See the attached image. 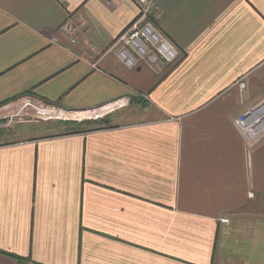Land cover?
<instances>
[{"label": "crops", "instance_id": "1", "mask_svg": "<svg viewBox=\"0 0 264 264\" xmlns=\"http://www.w3.org/2000/svg\"><path fill=\"white\" fill-rule=\"evenodd\" d=\"M137 16L0 0V105L114 111L83 133L0 131V264H264V141L234 127L264 98V0H159L177 60L127 69L110 48Z\"/></svg>", "mask_w": 264, "mask_h": 264}, {"label": "built area", "instance_id": "2", "mask_svg": "<svg viewBox=\"0 0 264 264\" xmlns=\"http://www.w3.org/2000/svg\"><path fill=\"white\" fill-rule=\"evenodd\" d=\"M132 1L137 6L138 16L129 28L116 38L110 50L115 52L117 59L127 69L136 68L139 62H144L153 67L174 63L178 57L177 51L152 23L156 16L159 0ZM239 87L242 89L244 85L241 83ZM101 111V115H104L107 109ZM37 112L44 116H50V119H60L64 115L77 116L55 108L37 110ZM98 114V112L86 113L84 117L90 119ZM234 127L249 149L264 141V98L259 104L238 116L234 120ZM221 222L227 223L228 221L221 220Z\"/></svg>", "mask_w": 264, "mask_h": 264}, {"label": "rangeland", "instance_id": "3", "mask_svg": "<svg viewBox=\"0 0 264 264\" xmlns=\"http://www.w3.org/2000/svg\"><path fill=\"white\" fill-rule=\"evenodd\" d=\"M130 103V102H129ZM127 104V103H126ZM119 107L114 108L117 112ZM50 110L54 109L52 106H47L42 102H37L36 100L30 99L29 97H22L20 99H14L8 103L2 104L0 106V131L3 130L7 134L12 135L17 131V127L19 126H33L35 127V131L38 130V134H41L43 137H52L61 134H69L71 132L85 129L87 126H92L98 128V126L103 127L106 119V115L114 112H108L104 115L102 111H99L98 115L93 118H87L83 116H74V115H64L60 119H50V116H44L42 114H38L37 110ZM57 109V108H55ZM109 111V110H108ZM107 112V111H106ZM64 117V118H63ZM95 122L96 125L94 123ZM91 123V125L89 124ZM95 125V126H94ZM20 137V136H18ZM259 218L255 215L252 217H238L234 219L233 222V237H238L241 231L248 233L247 230L249 226L252 224L247 223L248 221H253L254 219ZM246 221V222H245ZM235 228L238 230L235 231ZM244 238V237H243ZM245 251L239 253L243 255Z\"/></svg>", "mask_w": 264, "mask_h": 264}, {"label": "trees", "instance_id": "4", "mask_svg": "<svg viewBox=\"0 0 264 264\" xmlns=\"http://www.w3.org/2000/svg\"><path fill=\"white\" fill-rule=\"evenodd\" d=\"M27 96H29L28 94H27ZM5 104V103H4ZM2 105V104H1ZM0 105V106H1ZM83 132H86V131H81V130H77V131H74V132H71L70 134H73V133H83Z\"/></svg>", "mask_w": 264, "mask_h": 264}]
</instances>
